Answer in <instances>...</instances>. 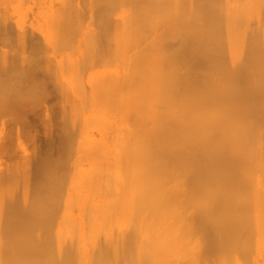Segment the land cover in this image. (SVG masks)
Returning <instances> with one entry per match:
<instances>
[{
  "label": "bare ground",
  "instance_id": "obj_1",
  "mask_svg": "<svg viewBox=\"0 0 264 264\" xmlns=\"http://www.w3.org/2000/svg\"><path fill=\"white\" fill-rule=\"evenodd\" d=\"M0 44V115L58 107L0 264H264V0H0Z\"/></svg>",
  "mask_w": 264,
  "mask_h": 264
},
{
  "label": "rangeland",
  "instance_id": "obj_2",
  "mask_svg": "<svg viewBox=\"0 0 264 264\" xmlns=\"http://www.w3.org/2000/svg\"><path fill=\"white\" fill-rule=\"evenodd\" d=\"M0 47H4V46L0 44ZM45 100H46L45 101L46 105L42 104V102H41L40 105L38 104V105L32 107V109L30 108L31 110L29 109L28 110L29 112L24 111L23 109H22V111L18 110L19 112H21V114H20L21 117H17L18 115L15 116L17 118V120L15 119V121L12 120V118H14V115H12V118L9 116H8L9 118H7V112L6 111H5L6 113H1L0 116H2V117H0L1 118L0 121L2 123H0V125H1L0 126V140H1L0 141L1 142L0 143V161H1V163H0V166H1L0 172L1 173L0 174H4L7 171V168L8 167L10 168V166H12L13 164L14 165L15 164L16 165H19V164L23 165L24 163L29 161L33 156V152H35L34 154H36V150L39 147H43V148L48 147L47 146L49 143L48 126H50L48 123H50L51 114H53V113L55 114L58 112V110H56V109H58V107L56 106V99L52 95L49 96L48 98H46ZM37 106H38V108H37ZM45 106H49L51 108V111L49 110L50 114L47 110V107H45ZM42 109H44V110H42ZM23 112H24V114H22ZM9 115H10V113H9ZM5 117H6V119H5ZM4 119L6 122L3 121ZM10 133H11V135H10ZM31 134H32V136H31ZM5 136H6V138H5ZM7 139H8V141H6ZM2 141H4V142H2ZM42 141H44V142H42ZM29 143H30V145H29ZM21 145H23V146L21 147ZM25 146H27V147L25 148ZM17 149H18V151H17ZM23 150L25 151V153ZM32 159H34V158H32ZM30 162H31V160H30ZM9 164H10V166H9ZM27 164H25V166ZM3 165H4V167H3ZM30 166H32V165H30Z\"/></svg>",
  "mask_w": 264,
  "mask_h": 264
}]
</instances>
